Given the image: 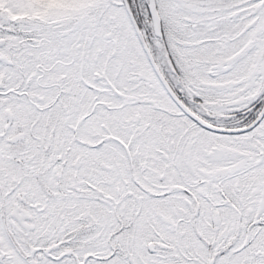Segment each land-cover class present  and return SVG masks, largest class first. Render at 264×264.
<instances>
[{
    "label": "snow or ice",
    "instance_id": "6c2138e0",
    "mask_svg": "<svg viewBox=\"0 0 264 264\" xmlns=\"http://www.w3.org/2000/svg\"><path fill=\"white\" fill-rule=\"evenodd\" d=\"M0 264H264V0H0Z\"/></svg>",
    "mask_w": 264,
    "mask_h": 264
}]
</instances>
